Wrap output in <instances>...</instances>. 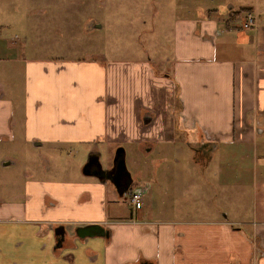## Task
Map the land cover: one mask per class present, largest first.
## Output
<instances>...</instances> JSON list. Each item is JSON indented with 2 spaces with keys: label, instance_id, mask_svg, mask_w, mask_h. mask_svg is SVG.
<instances>
[{
  "label": "crops",
  "instance_id": "crops-1",
  "mask_svg": "<svg viewBox=\"0 0 264 264\" xmlns=\"http://www.w3.org/2000/svg\"><path fill=\"white\" fill-rule=\"evenodd\" d=\"M254 3L248 29L203 7L182 12L171 50L129 61L0 49V148L78 154L59 165L41 155L45 168L36 157L16 177L21 191L0 192V264H264V4ZM90 155L117 169L116 183L84 173ZM128 175L139 185L125 190ZM136 187L140 208L128 203Z\"/></svg>",
  "mask_w": 264,
  "mask_h": 264
},
{
  "label": "rangeland",
  "instance_id": "rangeland-1",
  "mask_svg": "<svg viewBox=\"0 0 264 264\" xmlns=\"http://www.w3.org/2000/svg\"><path fill=\"white\" fill-rule=\"evenodd\" d=\"M255 1L264 4V0H0V49L8 56L35 47L38 55L49 58L140 59L146 50L151 55L171 50L174 18L182 12L196 13L203 7L224 23L233 15L230 23L242 27L244 5ZM18 143L0 148V162L4 156L17 160L0 166V192L8 195L22 190L23 182L16 177L27 168L32 170L37 158V166H47L41 155L58 165L78 156L72 151L64 153L62 160L46 148L34 151Z\"/></svg>",
  "mask_w": 264,
  "mask_h": 264
},
{
  "label": "water",
  "instance_id": "water-1",
  "mask_svg": "<svg viewBox=\"0 0 264 264\" xmlns=\"http://www.w3.org/2000/svg\"><path fill=\"white\" fill-rule=\"evenodd\" d=\"M97 27H99V25H95ZM113 163L117 164V166H121L124 168V158L123 156H118V152H116L114 159H113ZM91 168V170H89ZM84 173L89 174V175H93V176H97L98 178L104 179V180H110V182L112 180H114V182L116 183V179L118 178L117 175L115 176H111V172L110 169H104L98 159V157L94 156V155H90L88 157L87 163L84 165ZM129 180L127 182V184L125 185V190L129 189V187L132 185V179L130 177V175H128ZM117 186V184H115ZM135 189L140 190L142 192L143 189H141V187H136ZM87 230H85L84 233H88V234H93L91 232H93V227L89 226L86 228ZM54 233L56 236H59L60 239H63V229L61 226L57 227L54 230Z\"/></svg>",
  "mask_w": 264,
  "mask_h": 264
},
{
  "label": "built area",
  "instance_id": "built-area-1",
  "mask_svg": "<svg viewBox=\"0 0 264 264\" xmlns=\"http://www.w3.org/2000/svg\"><path fill=\"white\" fill-rule=\"evenodd\" d=\"M256 24V17L251 13H246L243 18L242 27L243 28H251ZM130 202L133 204L135 208H140L142 206V198L141 191L137 189H133L130 192Z\"/></svg>",
  "mask_w": 264,
  "mask_h": 264
},
{
  "label": "flooded vegetation",
  "instance_id": "flooded-vegetation-1",
  "mask_svg": "<svg viewBox=\"0 0 264 264\" xmlns=\"http://www.w3.org/2000/svg\"><path fill=\"white\" fill-rule=\"evenodd\" d=\"M110 172H111L110 173L111 176H115V175L119 174L118 171H117V169L115 171L114 170H110ZM121 178H122V180H121L122 183L125 182V178H123V176Z\"/></svg>",
  "mask_w": 264,
  "mask_h": 264
},
{
  "label": "trees",
  "instance_id": "trees-1",
  "mask_svg": "<svg viewBox=\"0 0 264 264\" xmlns=\"http://www.w3.org/2000/svg\"><path fill=\"white\" fill-rule=\"evenodd\" d=\"M232 16H233V15H232ZM232 16H231V17H232Z\"/></svg>",
  "mask_w": 264,
  "mask_h": 264
}]
</instances>
